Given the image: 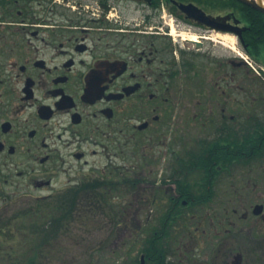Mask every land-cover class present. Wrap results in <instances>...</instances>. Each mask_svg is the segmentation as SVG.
I'll use <instances>...</instances> for the list:
<instances>
[{"label": "flooded vegetation", "instance_id": "obj_1", "mask_svg": "<svg viewBox=\"0 0 264 264\" xmlns=\"http://www.w3.org/2000/svg\"><path fill=\"white\" fill-rule=\"evenodd\" d=\"M263 20L230 0H0L3 200L4 187L54 203L60 174L103 151L101 172L124 173L127 192L147 190L141 203L177 211L170 237L178 226L184 264H264ZM117 146L136 164L116 165ZM34 219L24 226L41 236L53 227ZM19 220L0 215V236Z\"/></svg>", "mask_w": 264, "mask_h": 264}, {"label": "rangeland", "instance_id": "obj_2", "mask_svg": "<svg viewBox=\"0 0 264 264\" xmlns=\"http://www.w3.org/2000/svg\"><path fill=\"white\" fill-rule=\"evenodd\" d=\"M230 43L234 38H228ZM203 132L204 129H201ZM199 132V133H201ZM198 132H192L190 129L186 131V136ZM172 140V138H171ZM172 143V141H171ZM170 143V144H171ZM123 148L125 150H123ZM120 150L121 147L117 146V153H109L111 159L114 160L116 165H122L124 169L130 164H136V155L126 150L125 147ZM158 151H165L163 148H157ZM105 151V150H104ZM165 154L164 168H167L168 154ZM87 163L81 161H73L75 170L71 174L62 173L58 177V184L60 188L67 187L70 183V179L77 180L82 177H89L91 174H101V169L109 165V159L102 151L100 154L89 153L86 157ZM138 162V165H140ZM112 167V166H111ZM109 170V168H107ZM83 174V175H82ZM167 172H165V175ZM88 175V176H84ZM167 176V175H166ZM167 184V192L170 194L173 192V187ZM137 191L129 193L124 187L123 191L117 190L112 193L116 197L106 203H110L108 209L105 212L102 211H88L83 209L81 216L75 218L77 222H73L69 226L67 233L61 232L56 241H52L48 248L43 252V256L37 262L38 264H127L128 262L134 263V258L140 256V249L144 245V238L149 233L147 227L149 224L157 223V214L165 211L167 203H141L143 201V193H146L144 187L140 186ZM4 194L11 195V199L3 200V196L0 195V215L3 217L13 216L14 214L26 211L33 201L31 197L22 196L21 193L15 195L11 190L3 187ZM1 191V190H0ZM13 193V194H12ZM58 193L56 196L61 194ZM129 194L132 197L129 198ZM15 195V196H14ZM35 195V194H34ZM136 203H130L131 212L129 213L130 200H136ZM154 209V216L149 220L148 224H145L143 219L147 215L149 208ZM155 207L157 208L155 212ZM28 221L32 222V218L27 217ZM179 227L174 228V236L170 241V246L176 250L175 254H171L170 259L175 264H184L187 262L183 260L186 254L178 253V237L180 231ZM3 239V238H2ZM46 247V246H45ZM44 247V248H45ZM13 249V248H12ZM17 249V248H15ZM182 259L179 261V259Z\"/></svg>", "mask_w": 264, "mask_h": 264}, {"label": "trees", "instance_id": "obj_3", "mask_svg": "<svg viewBox=\"0 0 264 264\" xmlns=\"http://www.w3.org/2000/svg\"><path fill=\"white\" fill-rule=\"evenodd\" d=\"M230 1L243 5L245 9L254 10L237 0ZM256 13L262 15L259 11H256ZM260 35L262 39L255 43L254 51L258 57L264 58V20L261 24ZM114 174L82 179L66 192L56 196L54 203H44V200L41 203H31L26 211L14 214L13 216L18 217L20 220L6 222L9 228L5 227L2 232L3 235L0 236V246L4 242V247H9L8 249L11 251L2 256L4 264H38L37 262L43 256L42 250L45 247V243L49 242L50 239L55 241L60 231L64 233L70 231L69 226L73 222H77L75 218L81 216L83 209L91 212L98 210L105 212L110 205V203L106 202L114 198L112 193L117 190L123 191L126 183L124 175L119 179V172L116 171ZM126 205L128 206V203ZM175 214H177V211L168 206L163 216V220L166 222L164 223L161 220L159 222L160 227H153L151 234L146 238L145 245L141 249L145 254V264H167L164 238L169 235L167 224L174 220ZM27 217L32 218L33 221H28ZM40 217L49 218L43 220V224L51 223L53 226L51 229H42V236L39 233L41 232L40 229L24 226L37 224L39 220L34 218ZM12 224L18 227H10ZM34 233H36V236L33 235ZM16 247H19L18 252L15 249ZM127 264H140V261L134 258V263L128 262Z\"/></svg>", "mask_w": 264, "mask_h": 264}, {"label": "water", "instance_id": "obj_4", "mask_svg": "<svg viewBox=\"0 0 264 264\" xmlns=\"http://www.w3.org/2000/svg\"><path fill=\"white\" fill-rule=\"evenodd\" d=\"M252 8L259 10L264 13V0H238ZM194 5L193 4H180V8L188 14H194ZM143 258V256H141Z\"/></svg>", "mask_w": 264, "mask_h": 264}]
</instances>
